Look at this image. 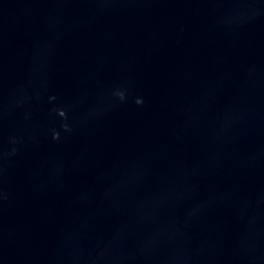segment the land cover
Listing matches in <instances>:
<instances>
[{
  "label": "water",
  "instance_id": "obj_1",
  "mask_svg": "<svg viewBox=\"0 0 264 264\" xmlns=\"http://www.w3.org/2000/svg\"><path fill=\"white\" fill-rule=\"evenodd\" d=\"M0 264H264V0H0Z\"/></svg>",
  "mask_w": 264,
  "mask_h": 264
}]
</instances>
